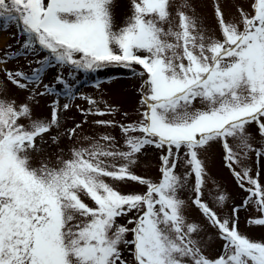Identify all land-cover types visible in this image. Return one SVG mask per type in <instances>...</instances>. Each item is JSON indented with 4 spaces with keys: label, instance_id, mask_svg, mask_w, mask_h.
<instances>
[{
    "label": "snow or ice",
    "instance_id": "snow-or-ice-1",
    "mask_svg": "<svg viewBox=\"0 0 264 264\" xmlns=\"http://www.w3.org/2000/svg\"><path fill=\"white\" fill-rule=\"evenodd\" d=\"M247 3L226 18L214 0L212 31L189 0H130L120 27L118 0H0V30L11 24L24 37L20 48L6 46L0 62L46 53L30 73L5 68L0 81V264H264V241L238 228L249 206L260 215L247 224L264 226V184L248 166L252 154L264 159V0ZM112 67L141 81L135 120L117 121L118 107L75 91L77 73ZM53 68L54 82L43 83ZM8 83L28 92L26 102L4 95ZM44 96L53 97L50 118L35 117L31 105ZM73 106L83 119L64 128L61 114ZM104 116L113 119H89ZM85 124L119 128L120 140L85 132ZM253 124L259 140L248 131ZM214 144L247 193L223 218L203 199ZM148 148L160 152L157 181L132 170ZM127 182L146 191L118 190ZM182 191L217 230L219 256L206 254L208 240L185 215ZM227 199L218 190L215 202ZM122 217L130 218L120 224Z\"/></svg>",
    "mask_w": 264,
    "mask_h": 264
},
{
    "label": "rangeland",
    "instance_id": "rangeland-1",
    "mask_svg": "<svg viewBox=\"0 0 264 264\" xmlns=\"http://www.w3.org/2000/svg\"><path fill=\"white\" fill-rule=\"evenodd\" d=\"M220 4L222 10L225 13V17H235L236 7L240 6L247 10L248 3L247 0H217ZM192 8L195 13L202 19L203 24L209 30H216V19L214 16V0H189ZM116 16L115 23L117 27L123 25L125 18L130 15V0H118V6L116 7ZM2 28V25H0ZM219 34L218 32L216 33ZM24 37L19 34V29L13 25H9L8 28L0 30V55H3L4 50L7 45H12V50L20 48L23 44ZM46 53L40 52L39 55H28L25 59L21 57L19 59L12 58L7 63L0 62V81H5L4 69H16L19 68L26 73L31 72V68L36 67L37 65L34 61L42 59ZM29 61H33L31 67H29ZM137 70H142L139 65L136 66ZM68 69H64L63 72L67 73ZM57 72V69L53 68L46 72L43 77V83L51 84L54 82V77ZM78 79L75 82V91L82 94H87L93 98H102L106 100L109 104L116 106L120 109V112L114 117L117 121L127 122L135 120L138 118L135 109L138 105L139 95L135 91V87H138L140 84L139 78H132L128 70L112 67L104 71H100L95 74L89 73H77ZM67 79L72 82L74 81L73 76H67ZM96 80L102 81L100 89L97 90L93 87ZM43 85H41L42 89ZM7 92L4 93L7 97L15 98L17 104L26 102L25 98L28 95L27 91L19 90L12 84H7ZM39 104H32L33 114L35 117H49L51 113L50 103L53 99L52 96L38 97ZM65 99L60 100V104L65 103ZM74 105H80L81 108H87L86 101L82 99H76L73 102ZM199 107V103L196 105ZM103 108V104L100 105ZM123 112H128L129 116L127 118L122 116ZM83 117L77 112L75 106H73L68 112L61 114V121L64 128H71L75 123L80 122ZM91 119H113L112 116L104 117H90ZM21 123H26L21 121ZM85 132L95 133V132H105L110 131L112 135L117 137V140H120V130L119 128L115 129H105V128H95L93 129L90 124H85ZM248 131L256 136V139L259 140V137L256 133V126L253 124L249 127ZM55 134V129L53 133ZM46 140H49L48 137H45ZM50 143V140H49ZM70 141L67 138L61 140V146L67 150ZM45 148L48 149V153L56 151L55 146L48 148V145H45ZM47 154V153H46ZM159 150L154 148H148L143 155L139 158V163L132 170L141 176H146L151 178L153 181L159 179L160 173L158 171L159 164ZM203 158V156H202ZM38 160L33 161V166H37ZM248 166L252 168V174L255 175L256 170L259 169L260 172V182L264 184V159L259 161L256 160L254 154L251 155ZM206 168L209 176L207 178L206 187L204 188L203 199L205 202L209 203L217 213L223 218L226 215H230L233 206L241 205L244 197L247 195L245 191L239 188L236 184L235 179L233 178L231 172L227 167L224 166L223 162V150L219 145H213L207 154ZM239 170V168L237 169ZM178 172L182 169L178 168ZM191 183V181H190ZM118 190L128 193V192H144L146 188L144 186L138 185L135 182H127L116 185ZM222 191L228 196L225 204L223 206L218 205L215 202V195L217 192ZM191 193L188 191H182L180 193L181 198L188 201L189 206L185 210V215L189 221L198 222L202 226V232L200 236L208 240V246L206 248V254L210 257H217L221 254L223 241L217 238V230L212 228L204 217L200 214L199 210L191 205L189 200ZM260 214L249 206L247 209H241L239 212V222L238 228L242 234L247 235L249 238L257 241H264V226H249L247 220L249 218H256ZM130 217L119 218L118 222L120 224H126L127 220ZM131 227L132 225H128ZM131 239V234L128 236ZM125 256L131 260L129 253L125 252Z\"/></svg>",
    "mask_w": 264,
    "mask_h": 264
}]
</instances>
